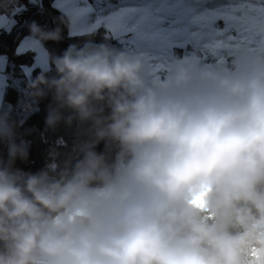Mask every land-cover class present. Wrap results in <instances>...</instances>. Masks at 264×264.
Masks as SVG:
<instances>
[{"label":"clouds","instance_id":"obj_1","mask_svg":"<svg viewBox=\"0 0 264 264\" xmlns=\"http://www.w3.org/2000/svg\"><path fill=\"white\" fill-rule=\"evenodd\" d=\"M55 67L58 79L32 86L48 84L81 118L107 97L97 135L120 151L110 166L89 152L57 179L0 167V264H236L240 238L180 205L207 183L225 208L250 203L264 223V59L231 76L189 65L146 82L138 60L101 45L70 47ZM18 155L10 143L9 164ZM235 211L245 224L249 210Z\"/></svg>","mask_w":264,"mask_h":264},{"label":"trees","instance_id":"obj_2","mask_svg":"<svg viewBox=\"0 0 264 264\" xmlns=\"http://www.w3.org/2000/svg\"><path fill=\"white\" fill-rule=\"evenodd\" d=\"M53 1L0 0V14L15 21L10 30L0 29V56L6 58L4 75L8 83L0 106V122L9 133L0 138V167H10V170L25 175L43 172L49 178L57 179L64 172L71 174L89 152L102 157L105 165L114 163L119 146L107 137H99L97 133L105 123H96L98 119L106 121L111 109L107 97L92 100L89 105L92 115L81 118L75 109L57 99L54 88L48 84L32 85L39 76L47 81L58 79L55 61L70 47L81 50L102 45L124 54L125 47L106 37L102 28L70 35L69 19L52 6ZM25 37L39 41L47 51V70L33 69L28 75L24 74L23 67H31L35 59L32 51L16 53ZM10 143L22 147L26 155H18L9 164ZM257 191L264 193V182L257 185ZM184 206L194 210L201 223L215 227L218 233L240 238L236 245V264H264V223L260 222V214L250 203L240 201L234 208H225L212 187L206 209L191 207L186 198L180 205L181 208ZM237 208L249 210L245 224L237 221ZM0 254H8L4 242H0Z\"/></svg>","mask_w":264,"mask_h":264},{"label":"crops","instance_id":"obj_3","mask_svg":"<svg viewBox=\"0 0 264 264\" xmlns=\"http://www.w3.org/2000/svg\"><path fill=\"white\" fill-rule=\"evenodd\" d=\"M31 1L39 3L41 0ZM93 1L94 5L99 7L106 4H109L111 9L115 5L118 7L117 11L121 13L118 14V18L121 19L120 28H134L132 31L134 37L125 39L123 45L127 44L129 47L130 44H135L136 46H133L136 48L144 47V53L148 54V65L145 69L168 71L170 76L178 67L189 65L206 71L199 66L197 62L199 61L201 64L209 65L211 67L209 73L216 75L218 72L215 70L218 68L221 71L222 66H218L216 54L221 52L224 59L223 68H226L227 75L231 76L237 74L251 60L264 56V0ZM77 2L82 11L81 18L87 24V16L93 15V8L88 0ZM75 3V0H54L52 6L67 15L69 8ZM102 20H96L90 31L99 28ZM125 21L129 24L124 23ZM14 23L12 18L0 14V29L8 31ZM86 29L88 28L83 29L79 26V32L72 31L70 23L69 33L70 35L89 33L90 31ZM27 51H35L36 57L31 67H23L24 74L28 75L33 69L47 70L48 53L39 41L30 37L23 38L16 48V53L23 54ZM176 53L178 59L174 57ZM231 66L233 69H230ZM5 67L6 58L0 56V106L7 87ZM196 186L198 188L192 191L196 200L191 207L200 208L197 199L201 194H205L204 197L209 199L213 186L207 183Z\"/></svg>","mask_w":264,"mask_h":264},{"label":"rangeland","instance_id":"obj_4","mask_svg":"<svg viewBox=\"0 0 264 264\" xmlns=\"http://www.w3.org/2000/svg\"><path fill=\"white\" fill-rule=\"evenodd\" d=\"M78 0H75V5H72L70 8H69V11H68V14L66 15L67 18L69 19L70 23H71V30L74 31V30H77V32H79V26L81 28H85L87 27L88 25V29H86L87 31H90L91 27L97 22L96 20H102V23H101V26L99 28H102L104 30V35L108 38H111V39H114V40H119L121 41L120 43L121 44H124L123 41L125 39H130L133 36V27L131 28H120L119 26V23L121 22L118 18V14L120 13L118 10V7L115 5L114 8H110L109 7V4H106L104 5V7H99V6H95L94 5V1L93 0H88L93 8V15L92 16H87V20H88V23L85 24L84 21L82 20L81 18V14L80 12H82L78 6ZM109 7V10H107V8ZM111 9V10H110ZM121 14V13H120ZM123 22V21H122ZM124 23L126 24H129L128 21H125ZM201 24V22H199ZM168 24V22L166 23ZM91 25V26H89ZM98 29V28H96ZM96 29H93V30H96ZM228 30L230 29V26L227 28ZM93 30H91L90 32H92ZM89 32V33H90ZM35 40V39H34ZM22 41V40H21ZM37 41V40H36ZM135 45V44H133ZM132 44L129 45V47L125 46V54L128 56V57H131L135 60H138L139 62H141V65H142V71H141V75L142 77L146 80V82H152V81H162L164 80L165 78L169 77V73L168 71H161V72H157L158 70H154L152 68L151 69H145V66L148 65V54H145L144 51V47L141 46L139 48H136L135 46H133ZM35 53V57H36V52L35 51H32ZM215 53V51H214ZM165 56L169 57L168 54H165ZM208 56V54L206 55ZM216 56L218 57L217 58V62H218V66H221V71L222 72H225V73H222L221 71H219V69L217 68L215 71L216 73L218 72V74H216L217 76H229L227 75V69L226 68H223V63H224V59H223V56H222V53L221 52H218L216 54ZM174 57L175 59H178V56H177V53L176 55L174 54ZM35 61V59H34ZM143 62L147 63V64H143ZM200 65L201 68H204L206 71H208V73L210 72L211 70V67L209 65H204V64H201L199 61H197ZM34 64V63H33ZM7 82V80H6ZM8 85V83H7ZM199 185V184H198ZM198 188V186H194L192 188H190L187 193H186V200H188L187 202L189 203L190 206H193L196 198L194 197L195 194L192 193L193 190H196ZM191 192V193H190ZM205 192H207V190H205ZM201 197L199 199H197V203L200 204V208L201 209H206L208 207V203H209V199L208 197H204V195H200ZM261 224V223H260Z\"/></svg>","mask_w":264,"mask_h":264},{"label":"bare ground","instance_id":"obj_5","mask_svg":"<svg viewBox=\"0 0 264 264\" xmlns=\"http://www.w3.org/2000/svg\"><path fill=\"white\" fill-rule=\"evenodd\" d=\"M89 26H91V25H89ZM86 28H88V25H87V27Z\"/></svg>","mask_w":264,"mask_h":264}]
</instances>
